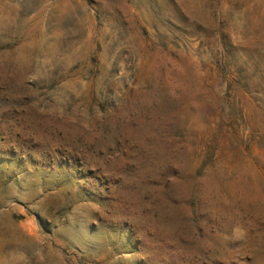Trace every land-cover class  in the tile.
I'll return each instance as SVG.
<instances>
[{"label": "rangeland", "instance_id": "rangeland-1", "mask_svg": "<svg viewBox=\"0 0 264 264\" xmlns=\"http://www.w3.org/2000/svg\"><path fill=\"white\" fill-rule=\"evenodd\" d=\"M0 264H264V0H0Z\"/></svg>", "mask_w": 264, "mask_h": 264}]
</instances>
